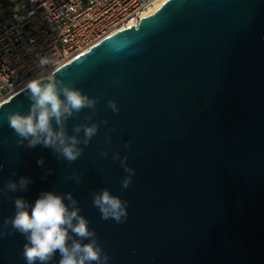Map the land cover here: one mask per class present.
Segmentation results:
<instances>
[{
	"label": "water",
	"instance_id": "obj_1",
	"mask_svg": "<svg viewBox=\"0 0 264 264\" xmlns=\"http://www.w3.org/2000/svg\"><path fill=\"white\" fill-rule=\"evenodd\" d=\"M132 41L137 54L112 52ZM56 79L99 97V115H74L68 135L83 138L72 131L77 124L109 123L69 164L43 145L17 146L4 117L28 112L25 89L0 105V189L30 180L26 190L0 196V232L12 233L0 236V264H27L26 238L3 226L15 199L34 205L49 191L69 206L72 194L109 264H264V0H167L63 66ZM109 99L119 114L106 107ZM117 151L136 171L123 192L127 173L112 160ZM72 170L79 184L68 179ZM105 188L129 202L125 223L101 219L93 206ZM69 234V245L79 239ZM60 259L57 251L48 264Z\"/></svg>",
	"mask_w": 264,
	"mask_h": 264
},
{
	"label": "clouds",
	"instance_id": "obj_2",
	"mask_svg": "<svg viewBox=\"0 0 264 264\" xmlns=\"http://www.w3.org/2000/svg\"><path fill=\"white\" fill-rule=\"evenodd\" d=\"M134 43L136 42L117 43L112 46V52L115 55H135L140 49L130 47ZM38 66L47 71L45 74L33 76L25 83V92L31 101L30 109L27 113L11 111L4 119L18 137L17 146L23 145L24 141H27L28 148L43 145L52 149L59 159L71 164L82 156L84 148L89 146L92 138L98 134L100 126H107L109 121L102 119L75 125L72 131L76 134L83 132V138L68 135L67 121L74 115L85 109L90 110L85 117L86 121H93V117L99 115L96 110L99 97H90L76 87L73 81L57 80L61 66L55 57H39ZM106 107L115 114L120 112L115 100L109 99ZM105 143L108 147L101 149L100 156L107 158L112 143L110 132L105 133ZM123 148L130 149L131 141L125 142ZM112 160L118 161L127 173L120 182L123 192L132 185L136 171L128 165L127 155L122 157L120 152H113ZM37 163L43 165L44 161L41 158ZM2 168L3 165L0 164V169ZM68 179L79 184L80 175L76 170H72ZM29 183L30 180L26 177H21L18 182L9 181L4 189H0V196H6L8 191H24ZM66 199L71 206L65 203V196L50 191L42 193L34 205H28L23 198H16L15 214L5 218L3 226H11L14 232L26 238L22 256L27 264H37V261L39 264H48L57 251L61 257L59 264H109L111 258L99 243L95 230L89 227V221L80 215L78 202L71 193L66 194ZM92 203L103 220L111 219L117 224H122L128 219L129 202L112 194L107 188L95 193ZM70 232L79 239H72L69 245ZM10 234L12 233L0 232V236ZM84 240L89 242L82 243Z\"/></svg>",
	"mask_w": 264,
	"mask_h": 264
},
{
	"label": "built area",
	"instance_id": "obj_3",
	"mask_svg": "<svg viewBox=\"0 0 264 264\" xmlns=\"http://www.w3.org/2000/svg\"><path fill=\"white\" fill-rule=\"evenodd\" d=\"M156 1H0V105L46 73L39 57H55L62 68L117 31L136 27Z\"/></svg>",
	"mask_w": 264,
	"mask_h": 264
},
{
	"label": "bare ground",
	"instance_id": "obj_4",
	"mask_svg": "<svg viewBox=\"0 0 264 264\" xmlns=\"http://www.w3.org/2000/svg\"><path fill=\"white\" fill-rule=\"evenodd\" d=\"M167 0H158L156 2H154L152 4V6H150L143 14L142 17H144L145 15L149 14L150 12L156 10L158 7H160L164 2H166Z\"/></svg>",
	"mask_w": 264,
	"mask_h": 264
},
{
	"label": "rangeland",
	"instance_id": "obj_5",
	"mask_svg": "<svg viewBox=\"0 0 264 264\" xmlns=\"http://www.w3.org/2000/svg\"><path fill=\"white\" fill-rule=\"evenodd\" d=\"M0 1H4V0H0Z\"/></svg>",
	"mask_w": 264,
	"mask_h": 264
}]
</instances>
